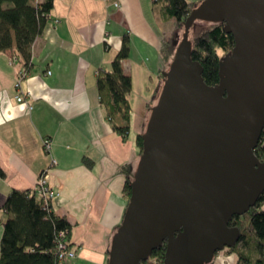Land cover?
<instances>
[{
	"label": "crops",
	"instance_id": "obj_1",
	"mask_svg": "<svg viewBox=\"0 0 264 264\" xmlns=\"http://www.w3.org/2000/svg\"><path fill=\"white\" fill-rule=\"evenodd\" d=\"M154 1L55 0L42 36L32 45L21 86L30 95L26 104L16 101L15 90L23 68L11 51L0 52V210L10 192L34 190L48 169L49 184L58 193L52 211L71 226L76 256L67 264H107L124 221L123 169L134 178L142 153L131 131L123 139L112 130L96 83L100 71H110L128 35L130 56L122 66L132 80L130 120L138 116L136 134H143L163 88L158 57L164 22L169 23ZM187 1L196 7L204 0ZM160 61L166 72L169 63ZM45 139L52 145L48 155ZM5 219L0 211V241Z\"/></svg>",
	"mask_w": 264,
	"mask_h": 264
},
{
	"label": "water",
	"instance_id": "obj_2",
	"mask_svg": "<svg viewBox=\"0 0 264 264\" xmlns=\"http://www.w3.org/2000/svg\"><path fill=\"white\" fill-rule=\"evenodd\" d=\"M196 20L222 22L234 38L220 81L205 84L187 40ZM151 110L124 221L107 264H140L167 240L163 264H206L236 244L228 223L264 193V0H204Z\"/></svg>",
	"mask_w": 264,
	"mask_h": 264
},
{
	"label": "trees",
	"instance_id": "obj_3",
	"mask_svg": "<svg viewBox=\"0 0 264 264\" xmlns=\"http://www.w3.org/2000/svg\"><path fill=\"white\" fill-rule=\"evenodd\" d=\"M54 1L0 0V52L11 51L18 64L27 72L32 61V45L42 36ZM154 5L160 9L164 19L174 22L176 29L183 27L195 9L187 0H155ZM224 27L222 22L215 23L191 43L190 60L200 63L203 80L209 87L219 84L223 60L229 58L233 51L234 38ZM172 44L173 41L164 40L160 50L163 60L169 63L167 71L176 54L172 51ZM129 53L130 43L126 35L111 63L110 71H100L96 83L98 99L105 110L106 119L112 130L123 139L130 134L131 123L129 96L133 88L132 80L124 73L122 66V62L129 58ZM143 134H138L135 141L140 153L144 145ZM260 136L254 154L264 161V130ZM123 172L126 175L123 195L129 203L134 178L127 168ZM2 177L4 174L0 169ZM256 203L244 215H237L228 223L230 228L239 231L238 242L226 249L235 254L238 264H264V193ZM0 211L6 215L2 222L0 264H60L58 243L62 240V232L65 233L63 242L68 249H72L70 224L64 218H59L54 211L45 210L44 201L34 190H13ZM166 246L167 240L148 258L141 260L140 264H163L167 254ZM206 264H216L215 259Z\"/></svg>",
	"mask_w": 264,
	"mask_h": 264
},
{
	"label": "built area",
	"instance_id": "obj_4",
	"mask_svg": "<svg viewBox=\"0 0 264 264\" xmlns=\"http://www.w3.org/2000/svg\"><path fill=\"white\" fill-rule=\"evenodd\" d=\"M28 72L24 68L20 73H18L16 79H15V90L17 92L16 95V101L21 104H26L25 102L28 101V97L30 95L25 92H21V86L23 80L27 77ZM31 109V107H30ZM42 146H43V151L46 155L50 154L51 150V140L50 139H45L42 141ZM52 164H55V161L52 162ZM36 192L37 196L41 198L44 201V208L48 212L52 211V201L58 196V193L56 192L55 189H53L50 184H49V179H48V169L45 171H42L39 176H38V182L37 185L34 189ZM65 237V233L62 232L60 235V240L59 244V252H60V264L66 263L68 260H71L74 258L75 254L72 251V249H68L67 245L63 242V238Z\"/></svg>",
	"mask_w": 264,
	"mask_h": 264
},
{
	"label": "rangeland",
	"instance_id": "obj_5",
	"mask_svg": "<svg viewBox=\"0 0 264 264\" xmlns=\"http://www.w3.org/2000/svg\"><path fill=\"white\" fill-rule=\"evenodd\" d=\"M167 21L169 22L168 24L167 23L165 24V22H164V25H166L165 27H167L166 28L167 32L165 33L164 40L173 41V44H172L171 47H172V51L175 52L176 49L178 48L179 44L182 42V37L184 35V30H183V27H180L179 29H176L175 24H174L173 21L166 20V22ZM213 24H215V23L214 22H210V21H204V20H196V22L190 27V31H189V33L187 35V40L190 41V43H193L194 39L197 38L198 35H200L201 33L205 32V31H207V29ZM161 48H162V46H161ZM219 54L221 56H223L222 52H219ZM160 55H161V53H160ZM161 57H162V55H161ZM160 58L158 57V64H160L158 69L163 71L162 72V74H163V73H165L164 72L165 66L161 63ZM167 69H168V66H167ZM156 79L157 78H154L153 84H155V82L157 81ZM162 87H163V82H162ZM131 120H132V125H131V129H130L131 136L134 135V136L137 137L136 130L140 126L139 122L141 120H139V118H138V116H136V114H134V116L132 117ZM142 130H144V129H142ZM74 254H75V252H74ZM234 255L235 254L229 253L228 250L224 249V250H222L220 252H217V254L215 255V257L213 259H215V262L217 261V259L221 260L220 262H223L221 264H238L237 261L233 260L234 259L233 258Z\"/></svg>",
	"mask_w": 264,
	"mask_h": 264
}]
</instances>
